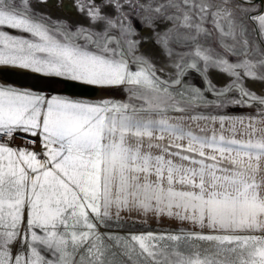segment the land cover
Masks as SVG:
<instances>
[{"label":"snow or ice","instance_id":"obj_1","mask_svg":"<svg viewBox=\"0 0 264 264\" xmlns=\"http://www.w3.org/2000/svg\"><path fill=\"white\" fill-rule=\"evenodd\" d=\"M256 83L264 0H0V264H264Z\"/></svg>","mask_w":264,"mask_h":264},{"label":"rangeland","instance_id":"obj_2","mask_svg":"<svg viewBox=\"0 0 264 264\" xmlns=\"http://www.w3.org/2000/svg\"><path fill=\"white\" fill-rule=\"evenodd\" d=\"M50 12H54V9H50ZM37 12H39V9H37ZM53 19H55V16H53ZM17 76V75H16ZM23 79L25 81H28L24 76H22ZM212 79H213V83H216L218 86H221L223 83H225V79L223 78L222 75H219L217 73H213L212 75ZM192 80H195L196 82V86H199V79L196 77H193L190 79V82H192ZM59 84L58 87L60 89H64L65 87V83L61 82V83H57ZM253 90H259V91H264V86H261L259 83H256ZM97 93V94H96ZM64 95L72 97V98H81V99H96L99 98L102 94V92H100L99 90H96L90 86H84V88L78 92L74 91V92H70L69 90H65L64 91ZM116 98H121V94L117 93L116 94ZM215 111H246L243 108L240 107H236V106H229L227 108H220V109H216ZM143 227H150V229H156V228H161L159 226H153V225H145ZM137 229H141L142 226L137 224L136 225ZM163 229V228H161Z\"/></svg>","mask_w":264,"mask_h":264},{"label":"crops","instance_id":"obj_3","mask_svg":"<svg viewBox=\"0 0 264 264\" xmlns=\"http://www.w3.org/2000/svg\"><path fill=\"white\" fill-rule=\"evenodd\" d=\"M8 80L10 81H15L16 83L20 84V85H26L28 83H31V81H25V80H22L23 77L22 75H9L6 77ZM59 84H56L54 85V87H56L57 89L59 90H67L66 87H64V89H60L58 87ZM64 91L62 94H64ZM78 99H81V98H78ZM213 115H225V116H229V117H237V116H247L249 115L250 113L247 112V111H214L212 113ZM149 225H153V226H159L161 228H168L169 227V224L167 222H164L163 224L161 225H157L155 223H152L151 221L149 222Z\"/></svg>","mask_w":264,"mask_h":264},{"label":"bare ground","instance_id":"obj_4","mask_svg":"<svg viewBox=\"0 0 264 264\" xmlns=\"http://www.w3.org/2000/svg\"><path fill=\"white\" fill-rule=\"evenodd\" d=\"M74 83L75 82H73V85H74ZM73 85L70 86L69 88H67V90H69L70 92H74V91L78 92V91H80V90H82L84 88V86L80 87V86H73Z\"/></svg>","mask_w":264,"mask_h":264},{"label":"water","instance_id":"obj_5","mask_svg":"<svg viewBox=\"0 0 264 264\" xmlns=\"http://www.w3.org/2000/svg\"><path fill=\"white\" fill-rule=\"evenodd\" d=\"M72 85H73V82L68 81V82H67V87H66V85H65V87H66V89H67V88H69V87L72 86Z\"/></svg>","mask_w":264,"mask_h":264}]
</instances>
